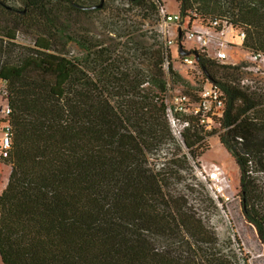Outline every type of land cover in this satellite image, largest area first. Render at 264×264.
<instances>
[{
    "label": "trees",
    "instance_id": "trees-1",
    "mask_svg": "<svg viewBox=\"0 0 264 264\" xmlns=\"http://www.w3.org/2000/svg\"><path fill=\"white\" fill-rule=\"evenodd\" d=\"M101 1L102 7L91 8ZM105 1L0 0V19L14 22L0 27V79L7 81L14 131L9 156L0 159L11 166L0 194L1 261L231 264L230 254L214 246L215 233L167 190L178 173L172 163L182 159L171 158L159 171L146 164L147 152L175 141L163 69L170 49L157 33L150 31L154 42L142 49L133 46L129 31L121 35L126 38L119 51L85 39L79 43L86 59L51 52L65 8L87 14L104 9ZM175 1L181 22L200 17L199 26L208 27L214 19L228 20L245 31L247 51L264 52V0ZM127 4L125 10L139 7L158 16L163 2ZM22 23L41 26V33L32 52L14 62L3 56V41L13 44ZM198 53L191 71L203 79L189 94L197 95L208 81L224 93L219 138L239 168L243 215L264 245V86L242 83L243 64ZM170 70L172 79L182 80L172 61ZM186 129L192 148L203 129L195 120Z\"/></svg>",
    "mask_w": 264,
    "mask_h": 264
},
{
    "label": "rangeland",
    "instance_id": "rangeland-1",
    "mask_svg": "<svg viewBox=\"0 0 264 264\" xmlns=\"http://www.w3.org/2000/svg\"><path fill=\"white\" fill-rule=\"evenodd\" d=\"M162 2L166 5L168 11L179 12L175 0H162ZM127 3L128 0H106L104 9L87 14L65 8L59 20V28H52L54 29L53 33L57 36V46L56 50L51 52L56 51L72 58L86 59L87 50L79 43V40L83 42L85 39L101 43L102 47L108 45L119 51L122 47L121 41L126 38L121 37V35H125L129 31H133L135 35L134 47L142 49L145 45L154 42L153 39L147 36L151 33L150 31L157 33V30L160 29V17L152 15L150 12L145 15L146 10L139 7L125 10L128 7ZM14 6L23 7L18 2H15ZM7 19H10V16L0 19V27L14 25L12 20L7 22ZM203 20L198 17L190 22L188 18H185L180 26L184 31L201 28L199 25ZM41 28L38 25L20 24L14 43L6 44V40L3 41V56L14 62L20 61L32 52L35 39L41 33ZM175 29L176 25L173 24H168L165 27L167 35L171 38L176 37ZM240 31L243 30L239 27H234L232 31V35H234L232 39L236 43L229 47V58L225 63L243 64L242 82L247 83L251 80L260 86H264V63L260 64L259 70L250 69L252 63L248 58L247 49L243 44H240L237 36ZM0 38H4V36L0 35ZM184 45L187 50H196L202 54L207 53L202 51L193 41H186ZM173 50L174 55H176L175 48ZM141 60L143 59L141 58ZM140 65L146 70L147 64L145 62ZM173 67L182 76V80L177 77L172 79L171 84L174 88L189 93L194 92L196 86L201 85L202 76L182 65L176 56L173 58ZM187 131V129L184 130L183 138L180 139L174 136L175 141L147 152V167H152L157 171L161 167L159 165L163 162H167L171 158H181L182 161L172 163L173 169L178 173L173 174L169 179L168 192L179 197L185 205V210L195 215L215 233L218 242L214 246L230 254L231 264H264V245L259 240L255 228L247 222L243 215L238 165L219 138V134L224 129L218 127L216 130L208 132L202 130L203 138L192 148L187 147L185 143V133ZM192 132L193 129L190 133ZM191 149L193 150L192 153L190 152ZM183 154H185L186 159H183ZM212 162L222 165L230 178L234 199L225 209L214 202L199 178L198 169L203 168V166L208 167ZM10 171V165H1L0 180H4L3 177H9ZM182 248H185V245Z\"/></svg>",
    "mask_w": 264,
    "mask_h": 264
},
{
    "label": "built area",
    "instance_id": "built-area-1",
    "mask_svg": "<svg viewBox=\"0 0 264 264\" xmlns=\"http://www.w3.org/2000/svg\"><path fill=\"white\" fill-rule=\"evenodd\" d=\"M158 17L160 29L157 30V37L170 49L163 63V69L167 75V92L165 96L166 117L173 136L183 138L184 130L191 125V120L197 121L198 125L206 132L221 127V119L224 117L226 102L220 86L215 82H207L197 95H192L174 88L171 84V61L180 55V63L189 69H197L198 61L194 54L183 55L179 47H185L186 41H193L207 55L215 60L225 63L229 58L228 49L235 44L232 31L234 26L228 20L214 19L210 26L194 28L184 31L180 26L181 16L179 12L168 11L166 5L159 6ZM168 24L176 25L175 38L167 35L165 27ZM182 33L181 38L179 33ZM240 44L245 40V31L237 34ZM183 39V40H182ZM181 40V41H180ZM180 41V42H179ZM175 48L176 55H174ZM248 58L252 65L250 69L259 70L260 64L264 63V52L247 51ZM242 83H246L243 81ZM11 107L8 101L7 81L0 79V159L7 158L10 153L13 126L10 120ZM184 143V141H182ZM165 165L163 162L160 169ZM199 178L214 202L225 209L234 199L231 189L230 178L222 165L212 162L208 167L198 169Z\"/></svg>",
    "mask_w": 264,
    "mask_h": 264
},
{
    "label": "water",
    "instance_id": "water-1",
    "mask_svg": "<svg viewBox=\"0 0 264 264\" xmlns=\"http://www.w3.org/2000/svg\"><path fill=\"white\" fill-rule=\"evenodd\" d=\"M103 5V1H101L99 4H96V5H93L91 8H98V7H102ZM181 31L179 33V37L181 38ZM179 50H180V53L183 54V55H189V54H194L196 57H198L199 53L198 51L194 50V51H191V50H187L183 47V45H180L179 47Z\"/></svg>",
    "mask_w": 264,
    "mask_h": 264
},
{
    "label": "crops",
    "instance_id": "crops-1",
    "mask_svg": "<svg viewBox=\"0 0 264 264\" xmlns=\"http://www.w3.org/2000/svg\"><path fill=\"white\" fill-rule=\"evenodd\" d=\"M3 165L4 166V163H2L0 161V166ZM6 167V166H5ZM4 180H0V194L3 192V190L5 189L7 183H8V179L9 177H3ZM0 264H3L2 261H1V257H0Z\"/></svg>",
    "mask_w": 264,
    "mask_h": 264
}]
</instances>
